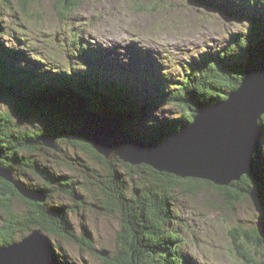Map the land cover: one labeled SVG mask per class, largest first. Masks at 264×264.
I'll return each mask as SVG.
<instances>
[{
  "label": "rangeland",
  "instance_id": "rangeland-1",
  "mask_svg": "<svg viewBox=\"0 0 264 264\" xmlns=\"http://www.w3.org/2000/svg\"><path fill=\"white\" fill-rule=\"evenodd\" d=\"M199 1L206 4L195 3ZM199 1L77 0L78 6L67 11L63 9L61 0H29L26 5L22 4V0H12L10 8L4 3L1 4L3 15L0 21L3 22V33L0 35V42L4 41V47L25 51L28 53L26 56L33 60L38 59L42 62L49 58L50 61L56 60L59 63L55 64L59 67L73 66L90 71L93 67L103 66L107 69L109 67L111 71H106L105 76L110 73L119 75L120 71H116L118 69L128 74L143 69L150 74L151 65H143V62L157 65L160 60L166 67V72L170 71L167 62L180 60L182 65H179L180 68H176V71L182 70L183 73L186 66L198 63L197 60L208 50L209 54L214 56L227 51V44L230 41L232 43L234 33L249 27V22L243 18L234 19L229 11L223 12L226 6L234 9V5L243 0L220 1L222 4L216 2L215 6L207 4L211 0ZM242 9L246 12L251 8ZM260 9L258 6L251 11L257 13ZM5 31L9 34H5ZM73 40L86 41L89 51L83 55L78 53L79 48L72 51L65 49V43L72 44ZM79 56L87 60L95 57V61L90 62L89 66L79 61ZM152 56L156 59H149ZM30 61L25 63L24 67H27L26 65L33 67ZM59 67H53L52 72L60 73L61 71L55 70L64 68ZM136 68L138 69L135 70ZM64 74L62 78L71 79L77 86L81 79L91 80L85 72L82 76V73H71L66 68ZM93 74L98 76V79L103 75L98 71H94ZM118 77L116 79L124 82L122 75ZM139 82L147 84L146 79L141 78ZM143 85L139 88H144ZM10 106L11 99L0 94V110L9 109L11 112ZM184 113H187V110L184 111L179 106L164 105L161 109L151 110L149 115L153 116V119L164 120L170 119V115L179 117ZM122 117L106 116L96 109H89L86 110L83 119L79 120L81 124L86 118L107 126L110 125L107 124L109 120H114L115 124L124 128ZM134 120L132 118L133 123L128 127L131 131L134 129L133 133L128 130L127 132L137 135V131L141 130L144 133L145 129H142V126L150 119H143L140 125ZM15 124L18 131L34 130L42 131L44 135L46 133L44 121L33 114L15 117ZM121 132L116 134V137L125 140L126 136ZM259 132L261 137V130ZM262 143L261 140L258 142L257 150ZM35 146L37 149L27 152L30 161H38L40 165H46L51 173H58L63 178L60 181L65 183L64 186L74 184L77 199L66 194L67 190L60 182L50 183L49 186L56 189V195L53 197L55 202L69 206L68 209H74L69 215V221L75 233L87 235L98 251L93 253L88 249H81L78 243L52 235V243L60 247L56 248L57 250L53 248L54 253L66 255V258L62 257L65 264H105L100 256L107 257L117 252L118 232L123 228V222L118 213L107 212L101 207L105 198L101 185L110 184L108 179L113 173L111 177L114 178L116 185H128L129 195L135 187L146 192L153 187L154 177L151 171L145 170V164L133 165L135 167L131 170L126 167L129 163L120 157H115L110 162L107 160L109 158L106 159L103 155L95 156L81 146H75L71 139L65 138L64 135L60 136L55 148L43 144ZM103 158L106 162H103ZM18 176L28 180L26 183L28 185L46 187V180L29 167L22 166L18 170ZM191 188V185H185L169 193L174 215L168 226L178 231L182 239L175 246H179V250L187 252L190 259L199 264H264V246L248 242L241 234L238 236L239 241L235 239V232L240 228L264 227V207L252 198H242L231 206L222 199L219 189L202 184L192 188L193 190ZM40 195L44 196L43 193ZM14 207L18 211L24 209L18 200L15 201ZM237 243L244 244L242 250L248 254L246 259L240 256L241 251L237 253Z\"/></svg>",
  "mask_w": 264,
  "mask_h": 264
},
{
  "label": "trees",
  "instance_id": "trees-1",
  "mask_svg": "<svg viewBox=\"0 0 264 264\" xmlns=\"http://www.w3.org/2000/svg\"><path fill=\"white\" fill-rule=\"evenodd\" d=\"M11 1L0 0V19L3 15L1 4L4 3L7 8H10ZM28 1L22 0V4L26 5ZM216 2L218 1L211 0L207 4L214 5ZM61 3L63 9L67 11L73 10L79 4L77 0H61ZM195 3L206 4L201 1ZM262 3L263 0H243L239 2L240 5H234V10L233 8L231 10L237 14V8L241 6ZM249 21V27L246 30L241 29L234 33L232 43L230 41L228 44H231H227L229 48L227 51L215 56L210 55L196 64L186 66L183 73L182 70L166 72L164 67L151 75H145V72L140 70L128 74L118 69L116 71H120L118 74L122 75L124 80L121 82V79H118L121 76H115L113 73L105 76L106 69L102 66L92 71L80 68L73 71L74 68H72L73 72L82 73V76L85 72L91 77V80L81 79L78 86L67 77L55 79L40 74L37 71L39 69L43 71L48 62L33 60L29 58L30 56H26L28 53L25 51L9 46L4 47V41H1L0 94L9 97L12 106H10L11 112L9 109L0 110V166L13 172L14 182L0 177V247L14 243L32 230L39 228L48 235L54 249H60V247L52 243V235L78 243L81 249L98 252L87 235L75 233L69 221V215L74 209H68L69 206L55 202L53 197L56 195V189L49 186L50 183L60 182L67 190L65 193L77 199L74 184L64 186L65 183L60 181L63 178L58 173H51L52 171L46 165H40L38 161H30L27 152L37 149L32 142L38 140L44 132L18 131L15 117L33 114L46 124L45 134L59 135V138L61 135L65 138L69 137L75 146H81L95 156L100 155L89 142L72 134V131L80 126L86 110L89 109H96L105 115L123 116V127L130 133L134 131L128 128L133 123L132 118L139 125L143 119H150L142 126L145 132L137 131L138 136L134 135L135 138L147 142L164 141L191 123L201 106L227 100L230 94L240 86L246 71L264 57V12L261 16L250 13ZM2 28L3 22L0 21V35L3 33ZM5 34L9 32L5 31ZM66 48L68 51L79 48L78 53L83 55L89 51L86 42L74 40L72 44H66ZM78 58L83 59V56ZM25 60L28 61L24 62ZM29 61L34 66L24 67V64ZM52 66L57 65L54 63ZM94 71L103 74L100 79L93 74ZM141 78L146 79L147 84L143 85L144 88L138 87ZM164 105L179 106L182 110H187V113L179 117L169 114L171 118L164 120L153 119V116L149 115L151 110L161 109ZM258 123L264 130V115L259 118ZM256 154L255 168L241 180L233 181L226 186L216 185L206 179L182 178L159 172L145 165V170L151 171L154 177L153 187L146 192L135 187L129 195L128 185H116L111 173L108 179L110 184L101 185L105 196L101 207L107 212L118 213L123 222V228L118 232L117 252L107 257L100 256L103 262L105 264H196L189 255L178 249L179 246H175L182 239L178 231L168 226L174 215L169 193L185 185H191L194 189L202 184L221 190L222 199L231 206L242 198H252L264 207V144ZM103 160L106 162V159L103 158ZM22 166L33 169L35 174L45 179L46 187L26 184L28 180L18 176V170ZM126 167L133 170L135 166L127 164ZM19 187L38 195L43 193L45 200L29 199L20 192ZM17 200L23 204L22 211L14 207ZM257 227L238 229L235 232V239L240 240L238 236L241 234L248 242L264 246L262 229L259 228L260 226ZM236 245L237 253L241 251L240 256L246 259L248 254L242 250L244 244ZM56 255L59 264H65L62 259L66 258V255L63 256L58 252Z\"/></svg>",
  "mask_w": 264,
  "mask_h": 264
},
{
  "label": "water",
  "instance_id": "water-1",
  "mask_svg": "<svg viewBox=\"0 0 264 264\" xmlns=\"http://www.w3.org/2000/svg\"><path fill=\"white\" fill-rule=\"evenodd\" d=\"M264 115V57L243 76L240 86L227 100L199 108L194 120L164 142L136 139L115 121L99 125L83 120L72 134L89 142L110 162L120 157L131 165L145 164L159 172L182 178L206 179L226 186L239 181L256 166L258 142H264L259 118ZM105 117V116H104ZM115 119V118H114ZM95 126V128H92ZM261 130V137L260 132ZM126 137L119 139L116 134ZM255 134V135H254ZM127 138V139H126ZM59 135L43 134L34 145L57 147ZM255 141V144H254ZM256 147V148H255ZM260 147V146H259ZM119 155V156H118ZM0 177L14 182L13 172L0 166ZM20 192L33 201L43 195ZM264 243V227L262 228ZM0 264H59L48 235L32 230L20 240L0 247Z\"/></svg>",
  "mask_w": 264,
  "mask_h": 264
},
{
  "label": "bare ground",
  "instance_id": "bare-ground-1",
  "mask_svg": "<svg viewBox=\"0 0 264 264\" xmlns=\"http://www.w3.org/2000/svg\"><path fill=\"white\" fill-rule=\"evenodd\" d=\"M216 1L220 2L221 0H216ZM228 1H229V0H225V2H228ZM60 17H61V16H60ZM227 50H228V46H227ZM218 55H219V53H218ZM70 67H71V69L74 68L73 71L76 70V69H79V67H77V68H75V67H73V66H70ZM93 69H95V67H93ZM106 116H107V115H106ZM11 244H12V243H11ZM51 246H52V245H51ZM52 250L54 251L53 247H52ZM55 255H56V253H55ZM56 256H57V255H56Z\"/></svg>",
  "mask_w": 264,
  "mask_h": 264
}]
</instances>
